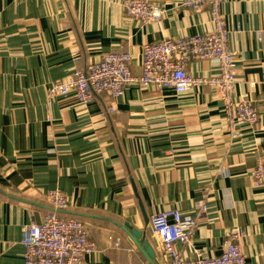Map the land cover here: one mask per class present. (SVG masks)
<instances>
[{
    "label": "crops",
    "instance_id": "crops-1",
    "mask_svg": "<svg viewBox=\"0 0 264 264\" xmlns=\"http://www.w3.org/2000/svg\"><path fill=\"white\" fill-rule=\"evenodd\" d=\"M125 1L0 0V264H24L22 227L42 221L50 189L67 198L63 216L88 229L94 250L81 264H163L151 216L170 208L188 216L198 202L207 211L191 243L176 244L184 256L218 255L239 230L245 260L264 264V183L252 177L264 154V0L221 3L236 53L230 98L255 101V128H228L226 101L207 85L184 93L130 85L86 107L72 97L48 102L49 85L105 53L130 52L139 75L142 45L213 30L207 9L149 0L163 17L141 23ZM187 70L208 77L218 66L192 61Z\"/></svg>",
    "mask_w": 264,
    "mask_h": 264
},
{
    "label": "built area",
    "instance_id": "built-area-1",
    "mask_svg": "<svg viewBox=\"0 0 264 264\" xmlns=\"http://www.w3.org/2000/svg\"><path fill=\"white\" fill-rule=\"evenodd\" d=\"M222 0H176V7L191 12L208 10L213 30L194 35L167 36L142 45L140 74L131 72L133 56L130 52H108L91 62L85 70L76 69L68 78L55 81L46 89L48 102L61 97H72L86 107L96 95L105 94L118 99L130 85L172 89L184 93L192 87L207 85L216 89L226 101L228 128L237 124L257 127L259 113L255 101L231 100L236 81V53L229 48V29L221 12ZM126 13L141 23L161 20L164 7L149 0H126ZM214 61L218 66L215 76H192L188 64L192 61ZM254 184L264 183V154L252 171ZM50 210L40 223L24 225L21 244L24 247V264H81L94 250L89 233L81 221L63 216L68 208L64 193L50 189L45 194ZM197 210L184 216L170 208L156 212L150 218L151 235L159 247L163 264H260L247 262L239 245V230L227 233L218 255L186 257L176 247L189 245L197 219L207 211L204 202L196 204Z\"/></svg>",
    "mask_w": 264,
    "mask_h": 264
},
{
    "label": "water",
    "instance_id": "water-1",
    "mask_svg": "<svg viewBox=\"0 0 264 264\" xmlns=\"http://www.w3.org/2000/svg\"><path fill=\"white\" fill-rule=\"evenodd\" d=\"M129 229H131L129 226H128ZM134 234L140 238L141 234L139 232H136L135 230H133ZM144 244L147 246V243L144 242ZM150 253V250L148 251Z\"/></svg>",
    "mask_w": 264,
    "mask_h": 264
},
{
    "label": "trees",
    "instance_id": "trees-1",
    "mask_svg": "<svg viewBox=\"0 0 264 264\" xmlns=\"http://www.w3.org/2000/svg\"><path fill=\"white\" fill-rule=\"evenodd\" d=\"M48 204V203H47ZM49 206V205H48ZM51 208H50V206H49V208H48V210H47V212L50 210ZM63 215L65 214V212L64 213H62ZM71 218H73V217H71ZM82 222V221H81ZM83 223V222H82ZM85 225V224H84ZM86 226V225H85ZM87 228V227H86ZM88 230V229H87Z\"/></svg>",
    "mask_w": 264,
    "mask_h": 264
}]
</instances>
